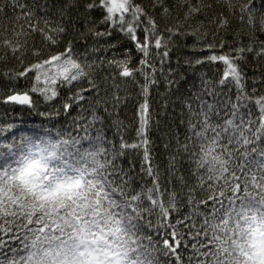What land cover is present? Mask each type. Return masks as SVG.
<instances>
[{
    "label": "snow or ice",
    "instance_id": "snow-or-ice-1",
    "mask_svg": "<svg viewBox=\"0 0 264 264\" xmlns=\"http://www.w3.org/2000/svg\"><path fill=\"white\" fill-rule=\"evenodd\" d=\"M0 65L66 118L0 125V264H264V0H0Z\"/></svg>",
    "mask_w": 264,
    "mask_h": 264
},
{
    "label": "trees",
    "instance_id": "trees-1",
    "mask_svg": "<svg viewBox=\"0 0 264 264\" xmlns=\"http://www.w3.org/2000/svg\"><path fill=\"white\" fill-rule=\"evenodd\" d=\"M175 59L176 57L173 56V67H175ZM135 63L136 56L135 54H133V64ZM181 64H183V61H181ZM7 67H11V65H0V71L6 70ZM200 71L201 70L198 69L196 70V72H193L187 67H181L179 69V72L182 73L183 76L186 77V79L180 81L179 90L173 93L167 111L168 117H175V124H173L169 119L161 114L158 117L161 124L159 133L160 135H163L166 130L175 127L179 123L180 118L176 115V113H179L182 110L179 101L181 98L190 95V89L192 91H195V88L193 86L199 84L198 73ZM203 71L207 72L210 77L214 75L212 70L208 68H204ZM2 79L3 78H0V84H2ZM20 84L21 87L24 86L23 81H21ZM128 88L129 91L133 94H135L137 91L136 86L131 83L128 84ZM164 91V85L161 84L160 92L163 93ZM34 99L37 101V109L35 112L27 108L16 107L15 109H13L11 106L0 104V125H6V123H14L16 125V128L13 130L12 134L14 139L22 135H29L33 133L43 134L45 128H52L54 133L61 127V125L66 126V118L61 116L57 118L59 120V123H56L55 128H53V122H49V120H47L45 117L38 114L39 112H51L52 107L46 104L39 96H35ZM161 102V97L156 96L154 107L156 108L157 112L162 113V109L160 108ZM73 115H75V113H73ZM131 115L132 108L129 107L126 112L122 113V118L127 117L126 122H128L131 119ZM153 138L156 139V136H154ZM157 143H161V141L157 139Z\"/></svg>",
    "mask_w": 264,
    "mask_h": 264
}]
</instances>
